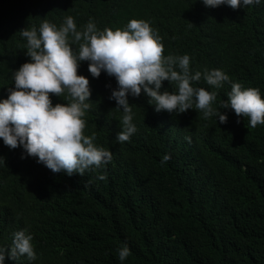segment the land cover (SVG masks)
Listing matches in <instances>:
<instances>
[{
  "label": "trees",
  "instance_id": "trees-1",
  "mask_svg": "<svg viewBox=\"0 0 264 264\" xmlns=\"http://www.w3.org/2000/svg\"><path fill=\"white\" fill-rule=\"evenodd\" d=\"M67 16L78 30L90 20L99 30L147 21L162 55L187 54L193 72L221 69L264 99V4L234 10L202 0H0V99L30 59L21 30L44 20L59 27ZM78 74L91 89L84 134L94 133L112 160L68 176L0 140V245L26 229L37 253L31 262L6 256L5 264H121L117 250L125 244L131 254L123 264H264V124L249 128L231 109H222L228 118L220 124L194 104L157 112L142 91L128 97L137 132L118 143L123 112L109 99L115 78L103 71L93 78L87 61ZM195 86L217 92L214 107L231 88L214 89L203 78ZM50 96L53 104L70 100L66 92ZM165 154L171 158L162 164Z\"/></svg>",
  "mask_w": 264,
  "mask_h": 264
},
{
  "label": "clouds",
  "instance_id": "clouds-1",
  "mask_svg": "<svg viewBox=\"0 0 264 264\" xmlns=\"http://www.w3.org/2000/svg\"><path fill=\"white\" fill-rule=\"evenodd\" d=\"M206 7L227 5L232 9L264 4V0H202ZM26 40L25 54L30 58L12 72L14 87L7 98L0 99V140L10 149L20 147L21 158L32 157L53 173L84 175L101 169L112 160L110 150L94 143L96 136L85 135L86 110L91 108L89 79L78 74L80 62H88V71L98 78L103 71L116 80L109 99L122 110L120 131L115 140L129 141L137 132L129 96H147L155 111L183 113L188 109L200 110L204 119L215 117L220 124L227 122L231 109L237 117H247L248 127L264 124V99L258 88L244 87L230 80L221 69L205 68L193 72L190 57L162 55L160 37L147 21L131 19L123 29H97L91 20L77 29L72 16L56 24L41 21L38 27L24 28L20 32ZM78 46V47H74ZM203 78L214 89L225 83L231 85L226 100L214 107L217 92L195 86ZM168 81L174 90L163 85ZM70 98L68 103H55L50 94ZM186 139H190L187 138ZM163 155L161 163L170 159ZM0 165H5L0 156ZM6 166V165H5ZM105 180L106 176L98 175ZM32 235L26 229L15 231L9 246L0 245V264L6 256L18 260L21 256L31 262L37 259ZM121 264L130 256L125 244L117 250Z\"/></svg>",
  "mask_w": 264,
  "mask_h": 264
}]
</instances>
